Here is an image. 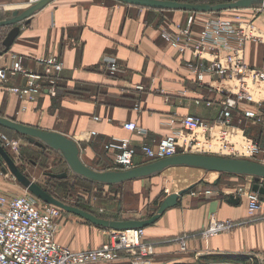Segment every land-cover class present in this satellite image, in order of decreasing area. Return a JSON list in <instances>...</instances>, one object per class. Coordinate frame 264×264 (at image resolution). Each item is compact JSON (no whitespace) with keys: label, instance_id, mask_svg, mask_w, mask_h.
Segmentation results:
<instances>
[{"label":"crops","instance_id":"crops-1","mask_svg":"<svg viewBox=\"0 0 264 264\" xmlns=\"http://www.w3.org/2000/svg\"><path fill=\"white\" fill-rule=\"evenodd\" d=\"M22 4L25 3L15 1L4 7ZM187 13L145 9L114 0L52 1L31 16L28 24L21 25L9 50L0 56V65L10 64L13 56H20L24 67L41 71L35 59L55 56L63 65L57 94H42L21 111L17 97L0 89V116L69 137L79 146L82 161L93 169L115 170L111 154L104 149L113 137L131 139L137 151L135 166L147 163L139 151L143 141L156 144L180 128L177 121L186 115L212 121L218 113L219 97L206 85L212 76L203 70L205 83H198L192 54L179 55L161 37L163 31L174 30L176 25L185 26ZM208 15L198 13L203 21ZM200 27L192 25V30L196 32ZM7 32L8 29L0 32L1 40ZM244 53L248 65L258 67L264 63L262 46L249 43ZM109 60L117 63L114 74L109 72ZM14 84L23 86L24 79L17 76ZM138 86L143 89L138 90ZM197 99L213 104L195 105ZM173 117L176 123L171 125ZM236 120L235 117L234 123ZM129 121L146 129L144 139L123 128ZM247 129L253 138L260 135L258 126L248 124ZM215 177V173L201 169L172 167L150 178L129 181L149 183L152 199L168 190L160 200H155L159 206L166 196L182 190L214 186L219 192L193 197L188 190L178 197L175 206L144 228L145 240L154 246L150 264H264V220L250 219L246 200L225 193L236 186L251 187L253 178L221 174L213 185ZM5 191L7 185L1 182L0 172V194ZM212 220H231L237 226L205 240L200 231ZM180 238H185L184 249ZM99 245L69 248L82 250Z\"/></svg>","mask_w":264,"mask_h":264},{"label":"built area","instance_id":"built-area-1","mask_svg":"<svg viewBox=\"0 0 264 264\" xmlns=\"http://www.w3.org/2000/svg\"><path fill=\"white\" fill-rule=\"evenodd\" d=\"M36 1L29 0V3L31 5ZM253 9L263 11L264 5L226 10L230 11L229 15L221 17H212L207 13L208 17L196 32L192 30L194 20L190 17L185 26L176 25L174 30L161 33L169 47L179 55L186 52L192 54L196 61L194 71H197L198 83H205V71L212 76L206 85L219 97V108L212 121L186 115L177 121L180 128L156 144L143 141L139 151L147 163L178 154H201L250 160L264 165V63L258 67L250 66L244 53L250 43L262 46L264 54V30L255 24L249 14ZM240 10L248 12L249 16L243 11L237 12ZM12 58L10 64L0 65V89L17 97L21 111L35 103L42 94L53 97L57 94V83L63 69L58 58H36L41 71L24 67L20 56ZM108 68L111 74L117 72L116 61L109 60ZM17 76L24 79L23 86L14 84ZM137 89L143 88L138 86ZM200 104L210 107L213 101L195 100V105ZM95 120L99 121V118ZM175 123L173 117L170 124ZM248 124L259 127L257 138L249 135ZM123 128L141 139L147 134L145 128L132 121L125 122ZM92 134L95 135V132ZM21 142V137H11L0 130V145L6 150L18 154ZM104 149L111 154L115 170L135 166L137 151L130 138L113 137L104 144ZM189 193L196 197L213 196L219 192L216 187L210 186L203 190L190 189ZM225 193L246 200L250 219L264 220V195L245 186H236ZM99 212L104 211L100 209ZM63 214L60 208L39 201L29 192L1 195L0 264H150L154 246L145 240L144 228L122 231L103 228L107 237L105 242L97 247L73 250L55 240ZM236 226L231 220H212L199 235L207 240L230 232ZM180 241L184 249L185 238H180Z\"/></svg>","mask_w":264,"mask_h":264},{"label":"water","instance_id":"water-1","mask_svg":"<svg viewBox=\"0 0 264 264\" xmlns=\"http://www.w3.org/2000/svg\"><path fill=\"white\" fill-rule=\"evenodd\" d=\"M54 0H38L25 8L14 9L11 15L0 21V28H9L2 41L4 50L7 52L19 35L21 25L28 24L31 16L42 10L45 6ZM122 4L154 10H179L189 13H217L226 10L248 9L264 5V0H234L221 3H187L182 0H114ZM0 128L24 136L30 144L58 152L70 171L90 182L103 185H118L127 181L150 178L160 174L172 167H190L201 169L207 173H215L216 177L212 184L216 185L221 174L244 175L253 178L252 190L264 195V165L258 162L225 158L201 154H178L172 157L148 162L142 165L134 166L127 170H98L87 166L81 159L79 146L69 137L54 131H44L36 127L18 123L8 118L0 116ZM0 172L2 174L10 173L12 177L39 201L56 206L64 213L80 217L84 221L104 229L127 230L133 228H145L153 224L160 215L177 203L179 196L187 190L172 193L161 202L157 212L148 219H128L115 220L105 219L92 214L89 211L65 203L50 192L45 190L36 182L30 180L17 166L15 160L9 155L7 150L0 145ZM50 178H66V173L46 174Z\"/></svg>","mask_w":264,"mask_h":264},{"label":"rangeland","instance_id":"rangeland-1","mask_svg":"<svg viewBox=\"0 0 264 264\" xmlns=\"http://www.w3.org/2000/svg\"><path fill=\"white\" fill-rule=\"evenodd\" d=\"M15 1H20L21 3L29 2V0H0V20L9 17L12 12V10H6L4 5ZM182 1L187 3H221L234 0ZM15 9L21 10V8ZM242 11L244 12V10L237 12ZM229 12L230 11L210 13V16H226L229 15ZM188 13L186 16H189V18L192 17V20L200 18V20L192 22L193 26L203 25L205 20L203 21L198 14ZM244 13L245 15H248V12ZM249 14L253 17L255 24L264 30V9L263 11L253 9ZM6 29L9 30V28H3L1 31ZM21 143L22 146L19 148L18 154H15L10 150H7V152L14 160L17 159V162L16 160L15 162L23 174H25L30 180L39 184L56 198L70 205L94 213H99V210L103 209L109 219L128 220L150 217L159 207V202L155 200H160L162 195L164 196L168 193V190L163 191L156 199H152L148 188L150 184L147 182L141 183L140 181L138 183H129L128 181V183L126 182L118 186L106 187V185H99L84 180L70 171L64 159L58 152L50 149H46L48 151H45V149L37 148L34 145L27 147L26 144L29 145V143L26 141L25 137L22 138ZM47 173H66L67 177L62 179L50 178L46 175ZM1 182H4L7 185L8 191L2 192L0 195H23L28 192L26 188L20 185L10 173H1ZM188 190L189 189H187V191ZM63 217L64 218L58 222V228L55 235V239L59 243L65 244L73 249H79L91 247V245L96 246L106 241L107 237L103 235V228L94 227L80 217L72 214L65 213Z\"/></svg>","mask_w":264,"mask_h":264},{"label":"trees","instance_id":"trees-1","mask_svg":"<svg viewBox=\"0 0 264 264\" xmlns=\"http://www.w3.org/2000/svg\"><path fill=\"white\" fill-rule=\"evenodd\" d=\"M189 3H207V2H189ZM209 4H214V3H209ZM195 14H198V13H195ZM1 21V20H0ZM1 29H3V28H0V31H1ZM1 37V36H0ZM2 41L3 40H1V38H0V52L1 51H3L4 50V47H3V45H2ZM0 130L1 131H3V132H5V133H7V134H9V136H11V137H14V136H12L11 135V131H8V130H5V129H3V128H0ZM18 135V134H17ZM19 137H21V138H23L24 136H21V135H18ZM16 137V136H15ZM128 182V181H127ZM126 183V182H125ZM123 184V183H122ZM99 185H103V184H99ZM118 185H121V184H118ZM118 185H106V187H113V186H118ZM91 212V211H90ZM92 214H94V215H96V216H98V217H101V218H105V219H109V217L108 216H106V214L104 213V212H97V213H94V212H91ZM65 214V213H64ZM63 214V215H64ZM92 225V224H91ZM94 226V225H93ZM94 227H96V226H94Z\"/></svg>","mask_w":264,"mask_h":264},{"label":"bare ground","instance_id":"bare-ground-1","mask_svg":"<svg viewBox=\"0 0 264 264\" xmlns=\"http://www.w3.org/2000/svg\"><path fill=\"white\" fill-rule=\"evenodd\" d=\"M30 5V3L29 2H27V3H25V4H22V5H20V6H11V5H9V6H5L4 8L5 9H7V10H13V9H15V8H25V7H27V6H29Z\"/></svg>","mask_w":264,"mask_h":264},{"label":"flooded vegetation","instance_id":"flooded-vegetation-1","mask_svg":"<svg viewBox=\"0 0 264 264\" xmlns=\"http://www.w3.org/2000/svg\"><path fill=\"white\" fill-rule=\"evenodd\" d=\"M58 199V198H57ZM60 200V199H59ZM62 201V200H61ZM64 202V201H63Z\"/></svg>","mask_w":264,"mask_h":264}]
</instances>
